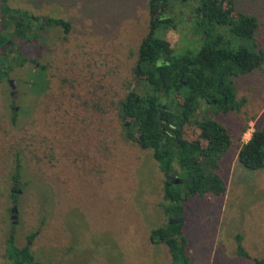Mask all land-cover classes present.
<instances>
[{
  "label": "rangeland",
  "instance_id": "1",
  "mask_svg": "<svg viewBox=\"0 0 264 264\" xmlns=\"http://www.w3.org/2000/svg\"><path fill=\"white\" fill-rule=\"evenodd\" d=\"M4 1L37 17V31L19 43L28 61L10 70L12 83L0 80V264H9L10 231L17 245H30L35 264H172L168 247L149 238L169 221L159 206L165 175L149 149L123 138L116 108L126 87L143 86L133 79L132 65L148 29L149 0ZM233 1L236 10L257 17L255 41L264 50V0ZM195 6L176 1L166 11L175 26L161 33L175 51L199 46ZM46 17L68 21V32L37 26ZM235 86L243 101L238 111L207 112L232 140L221 161L226 193L184 202L190 264H256L264 257V168L248 170L236 158L239 145L264 122V63L236 78ZM21 132L32 147L17 162Z\"/></svg>",
  "mask_w": 264,
  "mask_h": 264
},
{
  "label": "trees",
  "instance_id": "2",
  "mask_svg": "<svg viewBox=\"0 0 264 264\" xmlns=\"http://www.w3.org/2000/svg\"><path fill=\"white\" fill-rule=\"evenodd\" d=\"M176 1L183 3L149 0L148 29L132 65L133 79L143 86L139 91L126 87L116 108L123 138L149 149L165 175L159 206L169 221L152 229L150 241L168 247L172 264H190L183 233L184 202L196 194L206 198L225 195L221 161L232 143L226 126L207 112L239 110L243 101L236 98L235 79L258 70L264 63V50L255 41V15L236 10L233 0H194L192 25L200 35L199 46L175 51L161 32L168 25L175 26L174 16L166 11ZM1 5L6 6L1 8L0 80H8L14 66L28 61L20 54L19 43L35 37L33 20L37 17L4 0ZM44 25L62 27L65 33L70 28L68 21L58 17L37 21L40 28ZM18 137L17 162L32 147L27 134L21 132ZM33 157L40 164L42 157L34 150ZM236 158L248 170L264 168V122L239 145ZM19 170L18 165L13 180ZM10 195L16 198L19 193ZM34 236L31 233L28 239ZM238 252L249 257L240 244ZM4 255L9 264H35L30 245H17L13 231L6 236ZM254 261L264 264V257Z\"/></svg>",
  "mask_w": 264,
  "mask_h": 264
},
{
  "label": "water",
  "instance_id": "3",
  "mask_svg": "<svg viewBox=\"0 0 264 264\" xmlns=\"http://www.w3.org/2000/svg\"><path fill=\"white\" fill-rule=\"evenodd\" d=\"M8 83L10 84V83H12V80L10 79V80H8ZM11 212H16V207L15 206H13L12 208H11ZM15 217V215H12L11 216V218H14Z\"/></svg>",
  "mask_w": 264,
  "mask_h": 264
},
{
  "label": "flooded vegetation",
  "instance_id": "4",
  "mask_svg": "<svg viewBox=\"0 0 264 264\" xmlns=\"http://www.w3.org/2000/svg\"><path fill=\"white\" fill-rule=\"evenodd\" d=\"M10 95H13V96H14V94L11 93V92H10ZM16 192L19 193V190L16 189ZM15 201H16V198H13V204H14V205H16V204L14 203ZM14 205H13V206H14Z\"/></svg>",
  "mask_w": 264,
  "mask_h": 264
}]
</instances>
